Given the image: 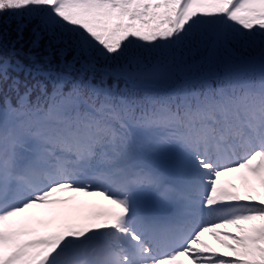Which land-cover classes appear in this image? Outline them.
<instances>
[{"label":"snow or ice","instance_id":"6c2138e0","mask_svg":"<svg viewBox=\"0 0 264 264\" xmlns=\"http://www.w3.org/2000/svg\"><path fill=\"white\" fill-rule=\"evenodd\" d=\"M181 258L264 264V0H0V264Z\"/></svg>","mask_w":264,"mask_h":264},{"label":"rangeland","instance_id":"374dc122","mask_svg":"<svg viewBox=\"0 0 264 264\" xmlns=\"http://www.w3.org/2000/svg\"><path fill=\"white\" fill-rule=\"evenodd\" d=\"M224 179H228V180L232 181L233 176L228 177V178H224ZM69 193L72 194V195H70V196L75 195V197H82V195H79V194H73V193H71V192H69ZM91 197H96V196H85L84 198L87 199L86 201H89V199H90ZM86 201H84V202H86ZM70 203H71V205H72V201H70L67 205L70 206ZM89 204H90V203H87L86 205L82 206L83 209H90L91 206H90ZM207 238H208L209 240L215 241V239H214L210 234L205 233V234H204V239L207 240ZM215 242H216V241H215ZM207 243H208V241H207ZM181 260H184L185 264H187V258H181Z\"/></svg>","mask_w":264,"mask_h":264},{"label":"trees","instance_id":"16d2710c","mask_svg":"<svg viewBox=\"0 0 264 264\" xmlns=\"http://www.w3.org/2000/svg\"><path fill=\"white\" fill-rule=\"evenodd\" d=\"M14 38V37H13ZM71 57L69 56V59H70ZM58 60H59V58L58 57H56V58H54V61H53V63L54 64H56L57 62H58Z\"/></svg>","mask_w":264,"mask_h":264}]
</instances>
